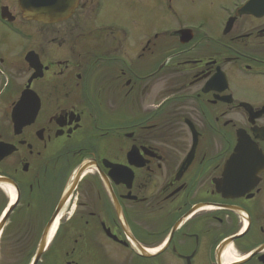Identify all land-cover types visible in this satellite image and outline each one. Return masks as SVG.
Listing matches in <instances>:
<instances>
[{"label": "flooded vegetation", "instance_id": "af4514ba", "mask_svg": "<svg viewBox=\"0 0 264 264\" xmlns=\"http://www.w3.org/2000/svg\"><path fill=\"white\" fill-rule=\"evenodd\" d=\"M225 1L1 5L0 264H264V0Z\"/></svg>", "mask_w": 264, "mask_h": 264}, {"label": "rangeland", "instance_id": "374dc122", "mask_svg": "<svg viewBox=\"0 0 264 264\" xmlns=\"http://www.w3.org/2000/svg\"><path fill=\"white\" fill-rule=\"evenodd\" d=\"M134 0H96L100 5V12L94 17V27H104L107 23H115L119 27H124L122 22L127 25L126 30L130 31L129 27L134 25L128 24V14L133 12L128 10V3H133ZM218 1L221 0H175L173 9L176 11V18L183 22H196L203 20L207 24L211 21V15L213 14V8L217 6ZM225 1V0H222ZM230 0H226L225 3L229 4ZM15 0H0V7L2 4L12 9L14 7ZM153 8V7H152ZM150 9L148 13H142V20L149 21L159 27L164 24L160 16L154 9ZM4 25L0 20V36L3 35L2 28ZM30 27H36L30 25ZM35 30V28H33ZM4 254H10L4 252ZM14 258V256L12 255Z\"/></svg>", "mask_w": 264, "mask_h": 264}, {"label": "water", "instance_id": "95a60500", "mask_svg": "<svg viewBox=\"0 0 264 264\" xmlns=\"http://www.w3.org/2000/svg\"><path fill=\"white\" fill-rule=\"evenodd\" d=\"M78 0H18V7L22 17L28 21L37 23L53 24L68 18L77 6ZM3 16L8 18V15ZM30 67L38 69L35 63L27 59ZM37 77V75H35ZM34 76V77H35ZM15 125H18L14 121ZM43 249L39 250L32 264H37Z\"/></svg>", "mask_w": 264, "mask_h": 264}]
</instances>
